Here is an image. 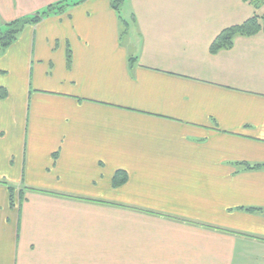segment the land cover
Returning <instances> with one entry per match:
<instances>
[{
  "label": "crops",
  "instance_id": "crops-1",
  "mask_svg": "<svg viewBox=\"0 0 264 264\" xmlns=\"http://www.w3.org/2000/svg\"><path fill=\"white\" fill-rule=\"evenodd\" d=\"M58 3L0 53V264H264V32L209 49L255 9L0 0V28Z\"/></svg>",
  "mask_w": 264,
  "mask_h": 264
},
{
  "label": "trees",
  "instance_id": "trees-1",
  "mask_svg": "<svg viewBox=\"0 0 264 264\" xmlns=\"http://www.w3.org/2000/svg\"><path fill=\"white\" fill-rule=\"evenodd\" d=\"M124 0H111V5L115 11H119L120 6ZM248 2L254 9V13L244 22L227 27L223 29L211 42L210 51L215 52L221 48H227L231 46L235 36H252L264 32V10H260L261 6H264V0H244ZM63 6L60 3L51 4L46 9L35 13L29 17L21 18L11 21L5 25L4 29L0 28V53L8 47L13 41L16 40L23 27L27 24H34L38 22L42 17L49 15L52 12H61ZM259 165L251 166L246 164L245 167L253 169ZM127 180V174L125 171L117 170L113 176V186H119ZM10 191V203H12V190ZM249 211H260L258 208H247Z\"/></svg>",
  "mask_w": 264,
  "mask_h": 264
},
{
  "label": "rangeland",
  "instance_id": "rangeland-1",
  "mask_svg": "<svg viewBox=\"0 0 264 264\" xmlns=\"http://www.w3.org/2000/svg\"><path fill=\"white\" fill-rule=\"evenodd\" d=\"M121 10V19H122V22H123V25H125V23H127V19L126 18H124L125 17V15H126V13H125V7H124V5L123 4H121V8H120ZM261 10H264V6H261L260 7V10L259 11H261Z\"/></svg>",
  "mask_w": 264,
  "mask_h": 264
}]
</instances>
